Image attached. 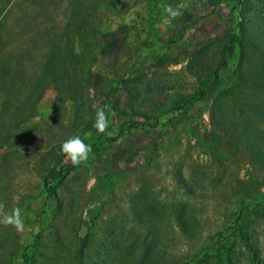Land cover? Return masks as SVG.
Listing matches in <instances>:
<instances>
[{
    "label": "rangeland",
    "instance_id": "1",
    "mask_svg": "<svg viewBox=\"0 0 264 264\" xmlns=\"http://www.w3.org/2000/svg\"><path fill=\"white\" fill-rule=\"evenodd\" d=\"M17 1L0 41V53L12 69L10 77L0 81V219L18 207L24 229L0 222V264H131L132 256L121 260L120 253L132 241L145 242L162 260L183 259L195 252L209 230L224 226L240 198L251 196V201L264 192V171L245 155L226 149L214 134L213 98L176 114L165 111L182 104L206 82L238 14L247 18L257 9L256 0L231 8L227 25H219L208 38L199 36L201 28L195 26L189 35L183 28L168 56L158 54L152 64L144 62L147 58L141 62L144 17L152 1L99 0L97 15L85 24L90 34L73 41L83 72L76 93L63 84L36 86L46 37L68 29L72 0ZM232 69L231 65L222 72L216 93H225L226 75ZM225 102L227 108L232 105L230 98ZM97 109L105 112L109 123L144 113L161 115L155 126L127 128L111 140L108 129L99 133L94 127ZM73 135L97 147L79 166L61 151V144ZM53 154L61 159L49 169ZM181 178L206 195L187 198ZM48 179L55 196L48 195ZM142 192L154 195L156 206L165 207L155 231L133 213L132 200L140 194V202ZM180 203L200 223L201 230L192 238L180 233L173 218ZM252 227L261 246V223ZM112 232L116 235L110 240ZM85 236L87 245L79 258ZM32 244L27 263L21 252ZM101 246L107 247L108 256L101 255ZM236 253L245 262L243 248Z\"/></svg>",
    "mask_w": 264,
    "mask_h": 264
},
{
    "label": "trees",
    "instance_id": "2",
    "mask_svg": "<svg viewBox=\"0 0 264 264\" xmlns=\"http://www.w3.org/2000/svg\"><path fill=\"white\" fill-rule=\"evenodd\" d=\"M0 0V41L2 42V29L7 22L8 13L12 6L18 4L14 0ZM28 1L29 4L31 0ZM246 0H235L232 9L238 10ZM213 5L218 0H209ZM23 4V2H22ZM99 0H72L69 9L72 20L67 23V30L60 33L47 35V45L42 56L43 66L36 86L44 88L47 85L63 84L70 93L81 88L83 78L82 67L79 57L73 51V41L76 38H83L90 34L85 28L88 17L97 15ZM257 9L246 18L238 14L239 19L234 22V29L227 35L222 54L217 64L208 71L206 82L201 87L188 94L182 104H174L166 112L178 113L182 109H188L195 103L202 100L214 99L211 107V123L214 134L224 142L225 148L232 153H240L247 157L248 162L260 171H264V0H256ZM22 6V5H21ZM2 15V16H1ZM76 21V22H75ZM237 27V30H235ZM238 53V54H237ZM237 54V57H235ZM233 69L226 75L225 93H216L219 88L222 72L229 66ZM11 65L6 56L0 53V81L6 80L11 75ZM230 98L232 105L227 108L225 99ZM225 107V108H224ZM160 112L138 114L137 118L126 122H111L108 126L111 140L120 136L124 131L135 129L138 126L148 125L153 127L158 122ZM92 146V151L97 149ZM61 156L51 155L47 166L49 169ZM60 164V163H59ZM58 167L62 170L63 165ZM184 192L187 198L205 196L206 193L197 192L181 178ZM48 195H56L51 180L45 182ZM138 197L132 200L133 213L138 222L142 225H150L149 230L155 231L158 228L157 222L164 206L154 204L155 196L142 192L140 202ZM248 198H240L238 203L230 210L224 220L221 229L207 232L199 242L195 252L183 259L176 258L162 260L159 251H155L145 242L134 241L127 244L125 251L120 253L123 260L132 256L131 264H264V192H257L251 201ZM252 204V205H251ZM180 233L192 238L201 230L200 223L196 216L191 213L185 204L180 203L174 211L173 216ZM38 222V218L34 219ZM261 223V246L260 241L254 237L253 224ZM115 232L110 235L114 239ZM86 236L82 238L79 246V258L84 254L86 248ZM26 246L21 252V257L27 263L30 261V254ZM242 247L245 262L240 254H235L238 248ZM102 256H108L107 247ZM101 252V253H102ZM100 256V257H102ZM124 262V261H123ZM80 264V261H78Z\"/></svg>",
    "mask_w": 264,
    "mask_h": 264
},
{
    "label": "crops",
    "instance_id": "3",
    "mask_svg": "<svg viewBox=\"0 0 264 264\" xmlns=\"http://www.w3.org/2000/svg\"><path fill=\"white\" fill-rule=\"evenodd\" d=\"M151 1V7L145 12V32L141 42L143 49L141 50L143 55L141 62L147 58L144 62L149 61L147 62L149 64L157 62L158 54L161 56L165 52V57L168 56V50L173 44L175 45L172 40H176L182 35L183 28H187L186 32L189 35L196 26L197 29L201 28L199 36L208 38L210 33L216 32L219 25H227L235 0H218V4L215 5L209 0ZM155 2L156 4H154ZM168 9H171L175 14L173 15ZM194 34L196 36L198 33L194 32ZM184 39L185 35L183 34L180 42Z\"/></svg>",
    "mask_w": 264,
    "mask_h": 264
},
{
    "label": "clouds",
    "instance_id": "4",
    "mask_svg": "<svg viewBox=\"0 0 264 264\" xmlns=\"http://www.w3.org/2000/svg\"><path fill=\"white\" fill-rule=\"evenodd\" d=\"M168 11L172 12L171 9H168ZM172 14L174 15L175 13L172 12ZM108 126L109 120L105 112L102 109H97L94 123L97 132L103 133ZM61 151L70 158L73 166H79L89 159L92 153V146L85 143L79 135H73L61 144ZM0 222L13 225L17 231H23L24 229V224L21 219V210L18 207L13 209L9 215L0 219Z\"/></svg>",
    "mask_w": 264,
    "mask_h": 264
}]
</instances>
